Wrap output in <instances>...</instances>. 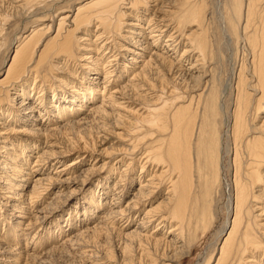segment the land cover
Masks as SVG:
<instances>
[{
	"label": "bare ground",
	"instance_id": "6f19581e",
	"mask_svg": "<svg viewBox=\"0 0 264 264\" xmlns=\"http://www.w3.org/2000/svg\"><path fill=\"white\" fill-rule=\"evenodd\" d=\"M57 1L59 0H0V10L21 17L26 15L23 26L28 27L21 35L8 41L9 46L15 49V54L5 79L0 81V103L4 102L0 105V174L5 171V178L8 172L15 178L23 174L27 161L25 155L33 152L31 146L34 144L30 143L31 139H44L46 143L53 145L57 144L56 137L63 130L82 125L90 118L100 122H114L119 132L110 134L102 131L103 134L96 138L98 146L95 141H92L95 144L91 146H73V143L67 150L57 144L54 145L56 149L43 151L44 155L50 156L49 161L57 163H61L65 155L76 157L69 165L60 166L63 167L62 170L54 172V176L36 177L32 184L33 192L30 188L32 194H27L28 204L35 205V200L42 196V192L46 195L48 191L59 190L61 187L63 191L57 195L69 197L76 189L83 190L93 180L96 185L89 193L95 196L99 185L107 188L110 184L109 175L115 174L117 178L113 180L112 194L107 195L113 206L107 215L105 213L102 216L105 233H112L109 224L121 222L120 238L125 244L123 253H132V246L136 248L135 252L139 253L137 262L133 264H176L178 259L186 256L196 244L195 235L208 211L204 203L200 204L203 198V195H200L201 188L205 183L208 186L214 183L209 178L212 171L210 166L215 165L214 148L210 145L206 148L205 143L201 141L204 118L194 121L187 112L191 105L195 108L200 104V107L202 106V96L207 92L205 90L210 83L199 53L206 46L205 34L199 22L201 12L192 10L195 4L191 5L190 0H91L83 5L80 3L84 0H68L66 3L72 4L71 10H52L59 3ZM181 2L186 5L185 10L178 15L184 20L182 24L195 22L188 26L191 29L183 36L178 32L181 29L179 26L169 32L170 23L168 24L166 15L162 14L166 13V8L171 9ZM139 6V14L126 23L127 30L125 29L120 51H111L107 42L110 37L106 33L110 32L113 26L119 25L120 19L127 15L123 9L134 11L132 8ZM48 7L49 10L45 11ZM141 13H145V16L152 15L151 19L146 20L145 27L141 24ZM190 17L195 20L187 21ZM35 21L39 24L29 26ZM93 24L97 25L96 30L100 29L102 33L94 36L92 41L87 39L90 32L85 29ZM229 24L237 45L246 52L244 60L247 58L246 65H249V70L245 73L248 79L253 78L254 81L249 86L248 82H245L246 74L242 68L239 69L235 80L236 94L231 125L228 115L224 113V136L231 140L233 146V193L231 192V199L227 202L226 219L215 234L213 249L230 229L219 250L216 264H260L257 261L258 254L252 255L247 245L250 243V222L256 231L264 228V220H258L263 216V208L254 204L255 200L264 197V192L255 186L256 181H261L260 178L264 177V171L261 172L264 168V117L258 118V114L264 112V0H238L229 15ZM55 25L57 29L52 37ZM76 33L79 34L78 37H75ZM105 36L108 38L105 39ZM100 37H103V41ZM182 37L186 39L183 40ZM104 41L105 44L101 45ZM76 44H79L80 51H84V54L78 57L82 62L83 77L86 78L88 73L94 75L89 79V84L86 83V87L76 82L83 93L79 94L74 90L75 87L65 84L64 81L59 85L61 89L58 86L44 89L46 68L43 60L48 51L52 49L53 59H56L59 53L66 55L69 62L74 57L73 48ZM91 46L95 48L90 49ZM87 48L89 49L86 50ZM182 61L186 63L184 68L181 66ZM67 64L64 61L61 65L56 63L53 67L59 73L71 76L72 73L69 74L66 69ZM158 67L163 71V75L160 74L161 71H154ZM118 72L116 81L112 77ZM154 76L160 81L167 77L166 81L161 82L160 91L165 90L164 94L173 98V101H168L171 110L170 131H167L166 144H162L164 151L161 149L162 152L160 150L158 154L157 147H153L154 142L149 143V140H146L153 135L152 129L157 125L155 119L151 118L150 111L143 107L133 111L136 107L143 106L140 103L156 102L151 93L155 92L153 90L158 86V81L157 86H152L149 82ZM121 78L124 81L117 85ZM154 79L156 82V78ZM182 81L198 82L200 87L189 89L190 97L187 101L184 100L185 104L182 103L186 106H177L175 102L178 98L174 97V85ZM115 84L117 86H114ZM48 94L51 97L46 101ZM98 94L100 99H96ZM32 95L35 101L30 98ZM218 95L216 94L217 97ZM250 95L254 97L251 102ZM163 100L165 99L159 98L156 103ZM87 104L90 106L86 110L84 108ZM74 111L75 118L64 119L65 114ZM136 111L142 113L138 114ZM202 112L205 113V108ZM144 113L147 115L143 116ZM50 114L52 120L49 118ZM249 119L253 122L259 120L258 125L252 122L249 126ZM49 139L52 140L48 141ZM39 158L37 157L33 166H39ZM83 159H89L90 166L80 170L76 176L71 175L70 172L76 170L75 167L82 164ZM22 181L27 183V179L20 180ZM20 182L10 184L9 189L15 188L20 192L24 188ZM37 187L40 190L36 191ZM208 191L205 187L204 194L207 195ZM19 192L13 196L21 198L26 195ZM92 201L93 198L90 203ZM50 205L53 206L52 202ZM18 206L21 209V205ZM51 206L37 210L35 216L39 224H43L49 211L53 212ZM109 218L115 220L107 222ZM3 252L0 251V255ZM3 258L6 257L1 255L0 264L5 263Z\"/></svg>",
	"mask_w": 264,
	"mask_h": 264
},
{
	"label": "rangeland",
	"instance_id": "374dc122",
	"mask_svg": "<svg viewBox=\"0 0 264 264\" xmlns=\"http://www.w3.org/2000/svg\"><path fill=\"white\" fill-rule=\"evenodd\" d=\"M67 1L68 0L57 1L59 3H57L55 7L52 8V10L54 9L56 10L63 9L64 11L71 10L70 7L72 6V4L70 2L66 3ZM89 1L91 0H84L82 3H80V5L86 4ZM237 1L238 0H234V2L233 0H196V1L190 0L191 5L195 4L192 10L193 11L199 10L201 12L199 22L201 24L200 25L201 29H203L205 34L206 46L201 51H199V53L202 56L201 59L203 60V64H204V72L208 76V80H210L209 81L210 83L208 84L207 89L205 90L207 91L205 93L206 95L204 94L202 96L201 103L203 102L202 106L204 107L202 106L200 107L201 104L199 105L198 108H195L194 105L193 106L191 105V109L187 112H188V116L193 117L194 121L202 120L204 118L202 124L204 126H202L201 129V141L205 143L206 148L207 145H210L214 148L213 152L214 155H216V157H215V163L213 162V164L215 165L210 166L212 171L209 173L210 181L214 183H210L209 186L206 185L205 183V185L201 188L203 191L202 190L200 191L201 192L200 195H203L202 196L203 198L201 199L202 201L200 200V204L201 205H203V203L205 204V207L208 208L207 211L208 213L206 212V216H204L203 222L200 223L201 225L197 230L198 233L196 232L197 233V235H195L196 244L193 246V248H191L190 252L186 256H183L182 258L178 259L176 264H207V262H209L210 264H216L217 258L219 256V250L223 244V241L227 236V233L230 230L228 229L223 239L220 241L217 247L213 249L216 238L215 234L218 232V230L220 229V227L222 226V224L226 219L225 217L227 215V209H228L227 202L229 198L231 199V194L233 193V184H232L233 176H234V170L232 167L233 146L231 144V140L229 138H226V136H224L225 133V128L223 125L224 113L228 115L231 125V123H233L231 113L233 110V104L235 101V94H236V89H235L236 76L239 69L241 68L242 71H244L243 72L244 74H246L245 72L249 70V65H246L247 58L244 60L246 52L243 51V49L237 45L236 37L234 38L233 35H231L229 29L230 27L229 15L232 13L233 6L234 4H236ZM139 7L132 8V10L134 11L131 10L127 11L126 9H123V11L126 12L127 15L126 16L124 15V17L120 19L121 23L119 25H117L116 27L113 26V28H111L110 32H108L109 34L106 33L107 35H109L108 37H110L109 41L107 42H108V47L110 46L111 51L113 52L120 51L119 49L123 44V35L127 30L126 23L127 21L130 22L132 20V17L134 18L136 15L139 14L140 12L139 9H141V7L140 8ZM185 7H186L185 3L181 2L177 6H173L171 9L166 8L165 11L166 13H162L166 15L168 24L170 23L168 28L169 32L170 31L172 32L173 28H177L179 26L181 29L178 32L181 34V36L188 34L189 32L188 30L191 29L188 26L190 25L192 26L195 22L193 24L192 23L182 24L184 20L180 19L178 15L182 13L183 10H185ZM46 10H49V7L46 8L45 11ZM0 13H1L0 30L2 36V37L0 36V81H2L6 77L7 69L9 68L11 60L15 54V49L9 46L8 41L13 39V37L21 35L24 31L27 30L28 27L23 26L24 22L27 19V18L25 19L26 15L25 16L23 15L21 17L19 15H13L9 11H4V10H0ZM144 14L145 13H141L139 17L140 20L143 19L141 24L144 25L145 27L146 20H148V18L151 19L152 15L147 14L148 16H145ZM188 20L192 22L195 19L190 17L187 19V21ZM38 24L39 22L35 21L29 26H36ZM95 26L97 27V25L93 24L92 26L88 27L87 30L85 29V31L90 32V34H88L89 36H87V39H90L92 41L95 39L94 36H97L102 33V30L100 29L96 30ZM56 29H57V25H55L53 28L54 31L51 34L52 37L54 36L55 34L54 32L56 31ZM78 36L79 34L76 33L75 37ZM101 36L104 37V35ZM103 37H100L101 41H103ZM108 37L105 36V39H107ZM43 39L44 37L42 38V40ZM49 39L51 38H47V40ZM181 39L185 40L186 38L182 37ZM102 44H105V41L101 43V45ZM78 47L79 44H76L74 46L73 48L74 57L73 59L69 60V62L66 58V55L59 53L56 55L57 58L53 59L54 57L52 56L53 53V51H51L52 49L48 51V53L46 54L43 60V63H45L44 67L46 68L44 84H43L44 89H52L57 86L58 88L61 89L59 85L60 83L63 84V82L61 81H64L65 84L75 87L74 90L76 89L75 91L78 92L79 94L83 93L78 87L79 85H76L77 84L76 82L78 83L80 82L83 87H86L87 86L86 83L89 84L88 82L89 79L91 78V76L93 77L94 75L88 73L86 78L83 77L82 74L83 69L81 68L82 62L80 59H78V57L81 54H84V51H80L79 50L80 48ZM92 48L95 47L91 46L90 49ZM194 48L196 49V46ZM88 49L89 48H87L86 50ZM178 52L181 51L178 50ZM94 57L96 56L94 55ZM64 61L68 63L66 69L70 72L69 74L72 73L71 76L65 75V73L64 74L59 73L53 67L54 65H56V63L57 64L59 63L61 65L62 62ZM183 61L181 63V66H183L184 68L185 67L184 65H186V63ZM154 71L155 72L161 71L160 74L163 75V71L160 69V67H158ZM115 74L116 75L112 77V79L114 80H116L115 78L119 76V72ZM244 76H245V82H248L250 86L254 81L253 78L248 79L247 74ZM154 78H156V82ZM163 78H164L163 80L165 81L167 80L166 76ZM163 80L161 81L160 79L157 80V77L154 76L150 78L149 82L150 85L157 86L156 83L158 81V86L155 88V90H153V92L155 91L154 92L155 94L151 93L153 94L152 98H156L155 100L156 102L157 100L159 101V98L160 100L162 99L165 100H163L161 103L155 102L154 104L146 101L140 103L143 104V106L140 105L135 109H133V111H135L143 107L144 109L150 111L151 118L153 117L155 119V122L157 124L155 125L157 127L154 125L155 127H153L152 129L153 131L151 132L153 133L152 137L146 140L147 141L149 140V143H151V141L154 142L153 143L154 145L153 144L152 145L153 147H157L156 148L157 150L155 149L157 154L160 153L161 149L162 150L163 148L165 149L163 145H165L167 142L166 141V139L168 138L167 131L168 132L170 131V125H171V112H170L171 110L169 108L170 103L168 104V101L170 100L173 101V98H168V95L164 94L165 92L163 91L165 90L160 91L161 90L160 85ZM40 81L42 82V79H40ZM122 81H124V79L122 78L119 79L117 85L122 84L121 83ZM117 85L115 84L114 86ZM29 87H31V83H29ZM192 87H200V86L198 82L187 83L186 81H182V83H178L174 85V89H175L174 97L178 98L177 102H175L177 106H180V104L182 103L185 104L184 102L189 99L190 97L189 92ZM221 90H223L222 91L223 93L221 92ZM140 94L142 95L144 93H140ZM216 94L217 95L219 94L218 95L219 97H217ZM97 96L98 97L96 99L99 98V94ZM50 97L51 95L48 94V96H46V101H48ZM30 98L32 99V101H35V97L33 95ZM212 98H215V100ZM249 99L251 102L254 100V97L250 95ZM212 101L214 103H212ZM1 104H4V102L0 103V105ZM89 106L90 104H87L85 106L86 108L84 109L87 110ZM150 107L151 109H148ZM203 108H205V113L202 112ZM210 109L212 111H210ZM75 113L76 112L74 111L72 113H69L68 115L65 114L64 119L75 118L74 116ZM137 113L140 114L142 113V111ZM203 113H204V117H202ZM51 114L50 117L48 116L50 119H51ZM263 114L264 112L259 113L258 118L260 119L264 117ZM142 115L146 116L147 113H144ZM91 119L92 118H90L86 123L82 125L73 126L70 129L67 128L65 131L63 130L60 133V135L56 137L57 144H59L60 146H62L64 149L67 150H69L68 148L71 147L73 143H74L73 146H76V144L77 145L89 144L91 146L95 144V142L97 144L98 140H96V138H98L100 135L103 134L102 131L103 132L106 131L107 133L110 134L119 132V130L115 128L114 122L110 121L111 122L110 123L105 121L106 122L105 123V122H100L96 119H92V120ZM249 120L251 121L252 119ZM258 121L257 120L254 122L251 121L249 123V126L250 124H252V122L253 124L256 123L258 125ZM46 123H48V121ZM165 127H168V129L167 128L165 129ZM65 132L68 133L66 134ZM51 140L52 139H49L48 141ZM30 143H32V145L34 144L33 146H31L33 148V152L32 153L28 152L27 155H25L27 156L26 157L27 161L25 162V166H24L25 170L23 171V174L20 175L21 177L19 176L18 178H15L10 172H8V176L5 178L4 175L5 171L2 174H0V185H1L0 186V251L1 253L3 252V250L6 252V254L5 252L1 254L3 257H6L3 258L5 260L4 261L5 263L3 264H133L136 261V259L139 258V253L138 251L135 252L136 248L134 246H132L133 247L132 253H126V254L123 253L122 250L124 249L125 244L122 242V238H120V233L122 232L121 222L116 221V223L114 222V224H109L110 230L112 229L111 230L112 233L111 232L105 233L104 231V225H103L104 218L102 219V216L105 215V213L107 215L109 213L108 211H110L111 206H113L110 204L112 200L107 195L110 196L112 194L113 180L114 178H117L115 177L116 175L110 174L109 175L110 184H108V186L106 185L107 188L105 187V189L99 185L97 194L95 196H91V194L89 193L92 192L93 188L96 185V181L93 180L92 183L86 185L83 188V190L79 191V188L76 189L75 192L69 197H67L66 195H62L60 197L58 196L63 191L62 187L59 190L56 189L53 191H48V194L46 195H44V193L42 192V196L40 195L39 198L35 200V202L38 205H36L35 203V205L32 206L31 204H28L29 197L27 194L31 193V189L33 192L32 184L34 183V179L38 176L41 177L54 176L55 175L54 172H58L62 170L63 167L60 166H63L64 164L69 165L70 161H72V159L75 158L76 155L74 156L65 155L62 158L61 163H57L56 161H49L48 158H50V156L44 155L43 151L46 150L50 151L56 149V147L54 146L57 145L56 143L52 145V143L51 144L46 143V140L44 139L39 140L35 138L31 139ZM96 146H98V144ZM160 146L161 148H158ZM37 157L41 158V159L39 158V163H37L39 166H33L35 165L34 161H36ZM1 161L2 158L0 157V162ZM88 161L89 159H83L82 164L76 166L75 167L76 170H72L70 174L76 176L78 175L77 173H79L80 170L83 171L87 169L90 166V163ZM213 170L215 172H213ZM263 171L264 168L261 169V172ZM24 179H27V183H23V181L20 182V180H24ZM260 179L261 181L259 180L256 181L255 186L261 189V192H264V181H263L264 177ZM19 182L20 185H23L24 187L23 190H20V192L22 194L26 193V195L21 196V198L17 196L16 197L13 196L15 195L14 193L19 192V190H15V188L13 190L9 189L10 184L11 185L14 183L17 184ZM205 187L207 191L209 190L207 192V195L204 194ZM72 189H74V187H72ZM38 190H40V188L37 187L36 191ZM91 198H93L92 203H90ZM16 199L21 201L23 200L22 201L23 203L20 204L21 201L20 202L15 201ZM263 199L258 198L257 200H255L256 203L254 204H257L256 206L259 208H263V212H264ZM203 200L206 201L203 202ZM51 202L53 206L51 205L50 206L51 208L54 209L53 212L49 211V213H47L48 215L46 216V219L43 222V224L42 223L39 224V220H37L36 217L37 210L38 209L40 210L42 207H50L49 204H51ZM18 205H21V209H19ZM114 220L115 218L113 219V221ZM258 220H264V213L263 216H260ZM113 221L111 220V218L107 220V222H113ZM253 226L254 225H252L250 222L248 227V232H249L248 236H250L249 237L250 243L247 245L248 246L247 249L252 252V255H254V253H257L258 254L257 261L260 264H264V234H263L264 228L262 227L259 229V231H256V229H254ZM85 229H87L89 233Z\"/></svg>",
	"mask_w": 264,
	"mask_h": 264
}]
</instances>
